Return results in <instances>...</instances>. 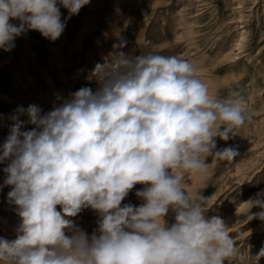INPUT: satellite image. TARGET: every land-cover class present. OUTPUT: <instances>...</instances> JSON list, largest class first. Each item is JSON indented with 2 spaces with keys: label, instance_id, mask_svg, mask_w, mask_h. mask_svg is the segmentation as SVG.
I'll use <instances>...</instances> for the list:
<instances>
[{
  "label": "clouds",
  "instance_id": "9594fccd",
  "mask_svg": "<svg viewBox=\"0 0 264 264\" xmlns=\"http://www.w3.org/2000/svg\"><path fill=\"white\" fill-rule=\"evenodd\" d=\"M89 3L0 0V49L11 52L29 31L56 41ZM125 43L93 67L95 89L82 86L47 112L18 109L31 129L13 117L0 143V188L10 186L19 224L14 239L0 237V264H226L239 255L224 219L206 216L208 198L193 200L183 185L207 172L208 157L238 155L216 140L250 122L243 95L217 98L190 61L130 55L119 51ZM138 184L142 203H123ZM247 202L261 209L249 220H264V189ZM86 208L98 215L90 235L73 219Z\"/></svg>",
  "mask_w": 264,
  "mask_h": 264
},
{
  "label": "rangeland",
  "instance_id": "374dc122",
  "mask_svg": "<svg viewBox=\"0 0 264 264\" xmlns=\"http://www.w3.org/2000/svg\"><path fill=\"white\" fill-rule=\"evenodd\" d=\"M122 41L119 51L130 55L151 50L190 61L217 98L230 90L243 95L250 122L231 139L216 140L217 150L233 147L238 155L232 161L208 157L207 172L187 175L183 187L193 200L208 198L202 202L206 216L224 219L239 249L226 264H264V220L248 216L261 209L247 202L264 189V0H90L56 41L29 31L11 52L0 49V143L13 117L31 129L18 109L34 104L47 112L82 86L95 89V79H88L93 67ZM6 163H0V185ZM142 187L136 185L123 203H142L135 195ZM9 191L0 188V237L11 240L19 217L7 202ZM73 219L89 235L97 228L91 209Z\"/></svg>",
  "mask_w": 264,
  "mask_h": 264
}]
</instances>
